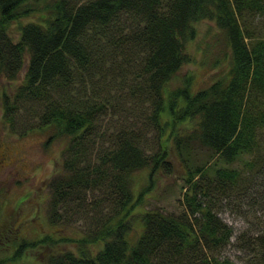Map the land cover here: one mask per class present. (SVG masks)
<instances>
[{
	"label": "trees",
	"instance_id": "trees-1",
	"mask_svg": "<svg viewBox=\"0 0 264 264\" xmlns=\"http://www.w3.org/2000/svg\"><path fill=\"white\" fill-rule=\"evenodd\" d=\"M33 13L44 18L19 24L12 40L6 26ZM262 13L264 0H0V81L15 78L28 57L12 98L3 96L7 118L15 122L20 103L37 102L40 108L29 111L38 117L37 128L67 138L61 173L48 184L49 220L96 209L93 224L73 239L75 250L51 251L46 264H234L220 259L232 230L215 204L228 192L249 195L264 176V30L253 25ZM203 18L224 32L229 66L195 93L186 86L167 91L189 61L193 22ZM125 98L151 106L148 118L161 138L152 155L137 131L120 125L108 131L106 113ZM164 111L167 121L192 120L193 137L211 153L190 166L178 150L185 163L183 211L142 213L130 235L131 175L147 167L170 171ZM174 139L179 144L181 137ZM101 204L106 213L99 212ZM250 237L240 248L253 264H264V226ZM91 242L94 251L87 249Z\"/></svg>",
	"mask_w": 264,
	"mask_h": 264
},
{
	"label": "rangeland",
	"instance_id": "rangeland-1",
	"mask_svg": "<svg viewBox=\"0 0 264 264\" xmlns=\"http://www.w3.org/2000/svg\"><path fill=\"white\" fill-rule=\"evenodd\" d=\"M43 18L44 14L33 13L20 17L19 21H11L6 26L8 34L15 40L19 37V24L39 22ZM253 20L254 26L264 30V13ZM192 29L195 37L187 41L185 46L189 61L170 79L167 91L186 86L189 92L195 93L223 77L229 66L230 50L224 32L213 21L205 18L193 22ZM27 59L26 56L22 69L15 78L8 79L4 76L0 81L1 264H46L51 251L63 248L75 250L73 239L81 236L85 233V228L93 224L90 219L96 212L95 208L92 211L86 208L84 213H69L67 221L51 223L49 220L51 191L48 184L54 176L61 173L60 163L67 138L50 136L52 128H37L38 117L29 112L40 108L37 102L31 105L20 103L21 106L15 109L16 113L13 115L15 122L12 123L3 108V96L7 94L12 98L15 86L23 79ZM150 112L148 102L142 99L135 102L125 98L110 113H106L108 131L112 132L119 125L137 131L143 151L146 155H152L158 148L157 142L161 144V138L157 137L155 122L148 118ZM168 116L164 111L162 121L165 132L162 146L170 158V171L167 172L164 168L150 171L147 167L131 175L133 202L127 214L133 225L130 235L140 228L142 213L157 210L177 214L183 211L181 203L184 202L183 193L186 189L185 163H181L178 150L188 159L190 166L204 163L211 153L193 137L192 120L178 118L179 120L172 122L165 119ZM176 136L181 137L179 144L174 139ZM263 172L261 170L262 174ZM262 182L264 176L253 181V189L247 196L234 195L233 191L218 197L215 204L217 215L232 230L229 242L220 249V259L226 258L234 264H253L252 256L248 251H243L239 244H242L243 238L250 239V236L258 233L264 226V201L260 200L262 205L259 204L260 193L263 191V185L259 184ZM99 194L94 191L95 196ZM95 196L94 199L97 198ZM98 210L101 213L107 211L103 204ZM62 212L63 208H60L61 216ZM62 237L70 239L64 242ZM237 237L241 238L238 240ZM96 245L91 242L87 249L94 251Z\"/></svg>",
	"mask_w": 264,
	"mask_h": 264
}]
</instances>
